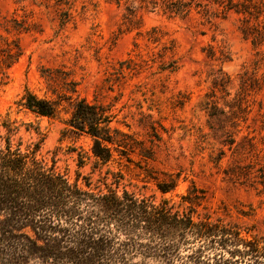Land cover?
<instances>
[{
    "label": "rangeland",
    "instance_id": "1",
    "mask_svg": "<svg viewBox=\"0 0 264 264\" xmlns=\"http://www.w3.org/2000/svg\"><path fill=\"white\" fill-rule=\"evenodd\" d=\"M171 2L186 7L170 12ZM241 20L204 0H0V122L14 123L24 142H40L41 156L55 157L72 179L120 172L121 189L157 201L178 202L195 189L200 213L264 236L260 186L224 175L225 144L244 135L255 138L256 168L264 167V43L245 39ZM7 44L19 46L18 60L5 56ZM26 91L56 103L55 116L22 108ZM79 99L109 109L125 156L78 169L71 148L89 152L91 140L63 132ZM170 174L178 186L162 195L156 182Z\"/></svg>",
    "mask_w": 264,
    "mask_h": 264
},
{
    "label": "trees",
    "instance_id": "2",
    "mask_svg": "<svg viewBox=\"0 0 264 264\" xmlns=\"http://www.w3.org/2000/svg\"><path fill=\"white\" fill-rule=\"evenodd\" d=\"M204 1L222 14L241 16L242 36L255 45L264 43V25L258 23L264 20V0ZM185 7L166 5L175 13ZM70 17L63 12L61 25ZM4 52L11 60L21 55L17 44H7ZM20 106L39 117L57 112L56 103L29 91ZM111 122L104 106L82 99L74 103L63 133L91 140L89 152L71 148L78 169L86 160L96 169L109 164L114 152L127 154L120 139L124 135ZM18 131L14 123L0 122V264H264V236L209 211L200 213L202 197L195 189L178 202L157 201L121 189L120 172L108 170L94 183L79 172L72 179L55 157L49 163L41 156L40 142H24ZM225 145L231 152L225 177L260 186L258 194L264 198V167L256 168L255 138H230ZM165 177L156 182L162 195L173 192L179 181L177 175Z\"/></svg>",
    "mask_w": 264,
    "mask_h": 264
}]
</instances>
